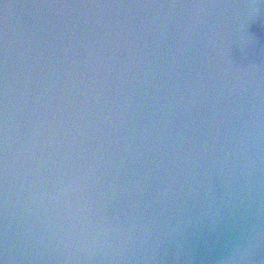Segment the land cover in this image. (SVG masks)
<instances>
[{
	"label": "water",
	"instance_id": "water-1",
	"mask_svg": "<svg viewBox=\"0 0 264 264\" xmlns=\"http://www.w3.org/2000/svg\"><path fill=\"white\" fill-rule=\"evenodd\" d=\"M171 2L192 0H0V264H264V74L253 82L259 83L258 88L221 98L219 103L213 99L214 82L207 79L223 75L235 63L264 62V17L243 27V21L233 20L217 37V51L210 54L208 64L195 49L174 59L177 25L187 19L186 12L162 10L158 15L156 9L76 7ZM245 2L258 4L260 0ZM160 28L166 32L157 46ZM198 80L203 95L191 103L189 93ZM157 92L173 102L157 131L165 137L175 134L181 146L204 139L211 142L204 132L212 119L222 118L213 130L220 142L225 133L246 125L251 133L249 198L221 201L222 188L212 173L216 199L203 196L209 179L200 176L184 185L185 192L191 186L199 194L176 197L167 207L158 203L144 208L134 191L101 200L94 206L97 220L101 213L118 216L121 227L127 228L130 212L143 217L135 221L136 239L111 244L107 259L101 258L99 250L85 259L90 253L80 251L78 243L40 240L39 223L30 209L45 197H55L61 183L74 174L83 175L81 169L88 165L90 153L110 124L119 127L123 120L125 128L139 130L151 121ZM129 100L132 108L126 110ZM123 144L122 140L121 149ZM154 158L147 152L135 163L125 160L117 182L144 177ZM146 183L149 195L145 200L154 194L159 178L149 177ZM5 187L8 256L4 252ZM78 195L79 188L74 186L62 199L71 203ZM53 203L48 201L50 207ZM237 245L239 252L234 251Z\"/></svg>",
	"mask_w": 264,
	"mask_h": 264
},
{
	"label": "clouds",
	"instance_id": "clouds-1",
	"mask_svg": "<svg viewBox=\"0 0 264 264\" xmlns=\"http://www.w3.org/2000/svg\"><path fill=\"white\" fill-rule=\"evenodd\" d=\"M60 8L73 7L72 5H61ZM80 8H143L156 9L159 15L162 10H180L187 13V19L182 25H177L178 36L175 40L174 59L179 60L186 56L193 49L207 58L208 64L212 61L210 54L217 51V37L221 31L229 27L233 20L238 23L243 21L241 26L258 17H264V0L258 4L242 2H205V0H192V2H171V3H143V4H119V5H94L76 6ZM248 10H254L249 12ZM160 27L159 25L157 26ZM139 31V29H138ZM155 31V29H153ZM166 28H160L157 46L163 40ZM264 74V62L250 61L247 65H235L230 71L223 75L209 76L212 80L215 96L213 99L219 103L221 98L240 96L249 89L259 87L257 81ZM246 77V79H245ZM204 80L205 77H201ZM172 83H175L172 81ZM167 87V86H165ZM7 90L8 80L5 77V122H4V179L7 185L8 176V136H7ZM203 89L200 81L189 93L188 101L194 103L193 98H200ZM172 101L169 97L156 93L152 102L154 118L143 125L139 130L129 126L125 128V122L121 120L119 127L109 125L103 130L97 140V146L90 153V160L85 168L81 169L83 175H73L67 183H61L55 197L43 198L38 206L30 211L37 218L40 232V240L49 239L59 244L78 243L80 251L91 253L99 250L101 258L107 259L106 250L111 244L122 245L136 239L133 234L136 229V219L139 213H129V226L121 227L119 217L109 218L100 214L95 218L94 206L101 200H114L117 195L134 191L144 208L153 207L162 203L165 207L169 201L176 197H191L199 194L197 189L189 186L185 192L184 185H189L200 176L209 179L207 190L203 193L205 198L216 199L217 191L211 184V175L216 173L218 183L222 188L219 198L221 201L226 197L230 201H244L248 199L251 192V133L247 131L246 125L233 128L225 133V139L220 142L218 134L214 129L221 123L222 118L209 120L204 134L211 137V142L204 139L201 143H186L181 146L176 140L175 134L169 133L165 137L163 132L157 128L162 120L166 121L165 110L170 108ZM158 106V107H157ZM132 103L129 100L125 109H131ZM129 115L131 113L129 112ZM103 123V122H102ZM111 129V130H109ZM121 130L126 135L119 134ZM101 128L97 127V132ZM135 131V136H133ZM79 132V130H78ZM231 139H228V137ZM183 139V137H181ZM124 141L121 149V141ZM136 141H139L137 143ZM115 145V147H112ZM111 149L108 151L107 149ZM147 152H152L154 159L151 160L152 167L145 171V176L136 180H129L125 183H118L120 168L124 166L125 160L135 163L137 158ZM115 153V155H114ZM119 155V162L116 161ZM70 158V157H69ZM115 170V172L113 171ZM163 174L162 177L159 174ZM157 176L159 184L150 199H143L148 193L147 178ZM136 187L133 188L132 185ZM76 186L79 188V195L76 200L69 203L62 199L66 197ZM54 200L51 205L48 201ZM7 187H5V247L4 252L8 256V217H7ZM56 204L60 207L57 208ZM163 210V209H162ZM31 230V229H30ZM249 247L252 242L249 241ZM234 251L239 252V245ZM78 259L80 257H77Z\"/></svg>",
	"mask_w": 264,
	"mask_h": 264
},
{
	"label": "snow or ice",
	"instance_id": "snow-or-ice-1",
	"mask_svg": "<svg viewBox=\"0 0 264 264\" xmlns=\"http://www.w3.org/2000/svg\"><path fill=\"white\" fill-rule=\"evenodd\" d=\"M43 6H51V5H43Z\"/></svg>",
	"mask_w": 264,
	"mask_h": 264
}]
</instances>
